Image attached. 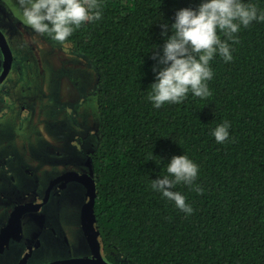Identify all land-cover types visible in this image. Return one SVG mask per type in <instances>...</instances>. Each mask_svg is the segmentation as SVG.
I'll return each mask as SVG.
<instances>
[{"label":"trees","instance_id":"obj_1","mask_svg":"<svg viewBox=\"0 0 264 264\" xmlns=\"http://www.w3.org/2000/svg\"><path fill=\"white\" fill-rule=\"evenodd\" d=\"M201 2L97 0L100 19L72 26L64 41L43 33L52 45L72 44L99 73L95 214L111 264H264V21L241 25L233 39L217 29L232 60L217 52L209 61L210 96L189 90L159 108L148 99L152 57L172 35L175 13ZM240 2L264 13V0ZM225 122L229 137L218 143L213 130ZM180 155L198 167L193 185L172 189L190 215L152 188L173 178L168 163Z\"/></svg>","mask_w":264,"mask_h":264},{"label":"rangeland","instance_id":"obj_2","mask_svg":"<svg viewBox=\"0 0 264 264\" xmlns=\"http://www.w3.org/2000/svg\"><path fill=\"white\" fill-rule=\"evenodd\" d=\"M0 30L13 54L12 67L0 84V174L9 179L12 190L25 192L29 188L40 192L44 183L72 167L94 176L90 155L100 142L97 68L72 44L52 45L43 33L35 32L17 0H0ZM2 70L0 66V76ZM70 184L62 198L55 193L43 211L26 216L24 244L38 235L44 238L45 250L49 244L52 255H59L61 230L55 223L56 213L63 228L87 243L81 213H77L86 190L80 183ZM4 185L0 180V186ZM7 198L19 196L8 194ZM8 209L5 202L0 204L1 222Z\"/></svg>","mask_w":264,"mask_h":264},{"label":"clouds","instance_id":"obj_3","mask_svg":"<svg viewBox=\"0 0 264 264\" xmlns=\"http://www.w3.org/2000/svg\"><path fill=\"white\" fill-rule=\"evenodd\" d=\"M26 23L35 32L54 34V39L64 41L83 22L98 20L101 12L97 9V0H17ZM91 10V14H90ZM264 21V13L257 15V7L241 3L240 0H202L198 8H182L175 13V22L171 25L172 35L165 40L162 54L157 51L153 59L157 60L155 82L150 86L152 92L148 99L156 108L165 102L180 103L191 92L196 97L211 95L206 81L212 78L209 61L217 52L225 61H231L230 47L217 36V29L233 39L240 26L247 27L252 21ZM167 35L168 25L161 26ZM162 66V67H161ZM228 122L218 125L213 135L218 143L229 137ZM169 176L152 180V188L162 193L168 200L187 214L193 209L186 204L185 197L172 189L179 183L193 185L198 167L187 156H173L168 163ZM194 191L203 192L198 185Z\"/></svg>","mask_w":264,"mask_h":264},{"label":"flooded vegetation","instance_id":"obj_4","mask_svg":"<svg viewBox=\"0 0 264 264\" xmlns=\"http://www.w3.org/2000/svg\"><path fill=\"white\" fill-rule=\"evenodd\" d=\"M0 49L2 55L0 58V66L3 68L4 55L1 46ZM91 156L92 155H90V157ZM77 174H88L94 177L92 174L82 170L79 171L76 167H72L65 170L60 175L57 174L53 176L49 184L44 183L40 192L30 188L28 192L12 190L9 185V179L0 174V180L5 183L4 186H0V204L5 202L6 205L9 206L7 218L2 222L0 221V264H65L64 262L66 261L68 264H93L91 263L92 261H96L94 264H99L98 261L100 257L108 262L104 254L105 251L100 233L97 235L99 230L97 217L93 215L94 212L89 208L90 196L88 195V187L83 182L72 179V176ZM24 182L29 183V181ZM73 182L80 183L84 187V190H86L83 197V204L78 207L77 213H81V232L87 243L84 244L81 239L74 236V234L69 232L65 227L63 228L62 220L59 219L56 213L54 215L55 223L57 228L60 227L61 230V238L59 240L61 242V253L59 255H52L53 247L49 244L48 250H45L44 238L38 237V235L33 237L34 240L24 244V220L26 216L32 211H43L51 202L55 193H57L59 198H62L63 194L68 191V185L71 186L70 183ZM63 190H66V192H62ZM8 194L18 195L19 198L17 200H11L7 198ZM27 195H32V198H27ZM86 216L88 218H86ZM50 226L54 231L55 226L52 224H50ZM67 249H69V252L66 253Z\"/></svg>","mask_w":264,"mask_h":264},{"label":"water","instance_id":"obj_5","mask_svg":"<svg viewBox=\"0 0 264 264\" xmlns=\"http://www.w3.org/2000/svg\"><path fill=\"white\" fill-rule=\"evenodd\" d=\"M0 46L2 48L3 55H4L3 72L0 76V84H1L5 80V78L7 77L8 73L12 67V63H13L12 50H11L4 34L1 31H0ZM72 179L79 180L80 182H83L84 184L87 185L88 195L90 196L89 208L92 209V211L94 212L93 215L96 217L95 209H94L95 201H96V195H97L95 178L89 176L88 174H77V175L72 176ZM86 218H88V217L86 216ZM89 221H90V219H89ZM96 227H97V225H96ZM88 228H89V223H88ZM99 233H100V231L98 230L97 235H99ZM94 262H96V261H92L91 263L94 264ZM98 262H99V264H110L107 261H105V259L102 257L99 258ZM64 263L68 264L67 261Z\"/></svg>","mask_w":264,"mask_h":264}]
</instances>
